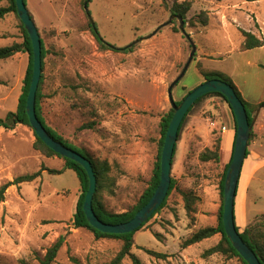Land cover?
Listing matches in <instances>:
<instances>
[{
    "label": "rangeland",
    "instance_id": "rangeland-1",
    "mask_svg": "<svg viewBox=\"0 0 264 264\" xmlns=\"http://www.w3.org/2000/svg\"><path fill=\"white\" fill-rule=\"evenodd\" d=\"M24 2L47 52L41 72V116L72 145L110 165L100 194L107 212L131 211L147 189L157 162L160 123L171 110L167 89L191 52L176 18L163 26L175 8L189 7L182 17L183 28L195 53L172 90L173 100L181 101L205 81L197 69L200 65L204 71L226 74L244 101L260 105L255 124L259 121L264 127V47L244 50L240 32L264 37V0H90L87 7L98 34L114 50L97 45L80 0ZM7 6V0H0V7ZM201 17L207 18V26H202ZM140 39L144 40L128 47ZM22 42L19 22L9 13L0 20V47ZM126 47L131 52L117 51ZM27 66L26 53L0 62V118L16 110ZM219 101L205 99L187 118L172 159L175 189L165 206L134 235L132 253L141 264H241L237 258L219 255L203 258V252L218 242L216 237L181 247L195 231V223L186 217L179 191L204 190L205 204L211 200L220 207L218 185L230 154L221 152L217 164L199 160V154L218 138L209 121L217 119L216 111L221 114ZM90 123H95L96 131L80 129ZM33 142V131L27 126L0 129V186L41 166L63 167L59 158H42L33 150ZM262 142L261 147H248L240 174L234 205L240 232L264 216V162L257 157V153L264 155ZM79 196V182L71 170L60 175L43 171L35 182L8 189L0 204V264L21 260L39 264L37 259L60 236L65 242L53 264L110 262L121 248L119 240L96 239L90 231L72 225ZM201 203L200 198L196 211ZM205 204L206 216L200 217L196 230L216 223L211 216L215 207L208 203L205 208ZM144 249L164 258L148 255ZM123 264L132 263L126 258Z\"/></svg>",
    "mask_w": 264,
    "mask_h": 264
},
{
    "label": "trees",
    "instance_id": "trees-1",
    "mask_svg": "<svg viewBox=\"0 0 264 264\" xmlns=\"http://www.w3.org/2000/svg\"><path fill=\"white\" fill-rule=\"evenodd\" d=\"M87 0H80L82 6H84L85 2ZM174 3L178 2L179 0H172ZM246 2H255L258 0H245ZM8 6L7 7H0V20H2L7 14L9 13H14L18 22H19V28L20 31L23 34V42L22 43H13L10 46L6 47H0V62L1 61H6L10 58H12L14 55L18 53H26L28 55V66L26 69L25 77L23 80V87H22V93L21 96L19 97L17 108L14 112H8L4 118H0V129H3L5 131H12L16 126L18 125H23L27 126L30 128L28 118L25 112V106H26V98L31 82V77H32V46L30 39L17 15L16 12V6H15V0H7ZM180 8V7H179ZM84 9V7H83ZM172 11L174 16H180L181 18L185 16L186 11L189 9V7L185 8L183 11L176 10ZM85 12V11H84ZM90 14V13H89ZM86 17L88 18V15L85 13ZM31 17V16H30ZM32 19V17H31ZM183 19V18H182ZM202 26H207V18H200ZM87 29L93 36L95 42L97 45L104 50H114L113 47H111L109 44L104 43L102 39L100 38L96 25L93 24L89 21L87 22ZM242 38H243V49L244 50H251V49H256V48H262L264 47V37L263 38H257L253 34L245 31H240ZM117 51H122L124 53H129L131 52V49L126 47L123 49H117ZM47 52L45 51L43 47V42L41 40V58H42V63L41 67L43 70V60L46 57ZM198 71L199 74L204 78V80H221L228 85H230L241 102L243 103L249 123H251L254 114L257 113L258 109L261 107L260 105H253L245 102L240 93L238 92L237 88L233 84L232 80L225 75L224 73H221L219 71H204L201 69V66L198 65ZM43 83V75L41 74L40 82L38 85V90L36 94V104H35V110H36V115L40 123L43 125L47 133L49 134L50 137H52L56 142L61 143L63 146L72 149L73 151L79 153L83 157L87 158L92 165L95 177H96V192L93 197V210L95 215L98 217L99 220H101L103 223L106 224H111V225H117V224H122L125 222H128L131 220L135 213L139 211L144 205H146L153 195L155 189L157 188L159 184V177H160V156H161V150L164 142V137L165 133L167 131L168 125L172 119V116L174 114V111L171 109L167 116L162 119L160 123V143H159V151H158V156H157V162L155 163V167L151 176V179L148 183L147 189L143 192L142 196L140 197L138 203L136 206L129 212L122 213V214H114V213H109L105 210L103 203L100 198V194L103 190V182L106 181L108 172L110 171V165L106 161H96L93 159L90 155L86 154L85 152H82L79 148L76 146L72 145L68 140L64 139L61 135H59L55 130L47 126L45 123L44 119L41 116V99H42V93H41V85ZM189 93V92H188ZM210 97H217L220 98L221 100L225 101V98L219 94V93H209L206 94L205 96L199 98L188 110L187 114L182 120V123L180 125L179 131H178V138H180V135L182 133V130L184 129L187 118L192 111L193 107L197 105L198 103L204 101L207 98ZM182 101V100H181ZM176 102V105H179L180 102ZM227 103V102H226ZM264 106V105H262ZM95 123H90L89 125H82L80 127L81 130L84 129H89V130H95ZM31 129V128H30ZM32 130V129H31ZM253 132L251 131L250 137H249V142H248V147L250 145V142L252 141L253 138ZM34 137V142L32 144V148L34 151L38 152L40 155L46 157V158H52V157H57L59 159H62L64 161V168L62 170H50L45 168L44 166H41L40 169L32 174H25L19 177L14 178L12 181H8L5 184L0 186V204L4 202V196L7 191V189L11 186H20L21 184L25 183H32L36 181L38 178H40L41 173L43 171L48 172L50 175H60L63 173L64 170H71L75 173L76 178L79 182L80 186V196L78 198L76 208H75V213L72 217V225L75 229H86L90 231L96 239L100 238H106V239H116L121 242V248L120 250L116 253L114 258L106 263V264H123L124 259L128 258L132 264H141V261L137 256H135L132 253V248L134 246V235L137 232H140L144 226L153 218L155 215L165 206L166 201L170 195V193L175 189V183L174 181L171 180L170 188L168 191V194L163 202V204L160 206V208L152 215L150 219H148L139 229L132 233L128 234H121V235H113V234H103L100 233L99 231L93 229L92 227L89 226L86 217L84 215V212L82 210L85 194L88 189V177L84 169L68 160L65 158L60 157L56 153H54L51 149H49L44 143H42L36 135L33 133ZM235 140V137H234ZM175 149L174 148V153L175 154ZM233 149H234V143L232 147V151L230 154L229 162L225 166V169L223 171V174L221 176V179L219 181V196H220V207L217 212V224L215 227H207L203 229H199L194 231L189 235V237L181 244V247L183 249H186L190 246H193L195 244H198L204 240H207L209 238H212L215 235H220V240L216 245L213 247L205 250L203 252V258H209L211 256L219 255L228 259L231 258H237L241 264H247L244 262V260L238 255V253L234 250L232 247V244L226 237L223 229V224H222V212H223V186L225 182V176H226V171L231 163L232 160V155H233ZM220 139L217 138L216 141H214V144L211 149L206 148L202 153L199 154V160L202 163H215L217 164L220 160ZM249 155V152L247 150L246 152V157ZM173 159V158H172ZM238 190V189H237ZM179 194L181 196V200L184 204V211L186 213V217L191 223L196 222V217L195 215L197 214L196 211V203L199 201V197L197 196V193L193 189H188V190H181L179 191ZM235 220V217H234ZM195 225V224H194ZM236 230L240 233V237L243 240V242L249 247V249L256 255L258 260L260 261L261 264H264V216H260L255 222L252 224H249L245 227L243 232L239 231V228L236 226ZM65 242V238L63 236H60L52 245L49 247L44 256L42 258H38V263L39 264H53L59 250L62 248L63 244ZM144 251L148 255H152L156 258H164L163 255H159L157 253H154L150 250L144 249ZM19 264H28L26 261L21 260L19 261Z\"/></svg>",
    "mask_w": 264,
    "mask_h": 264
},
{
    "label": "water",
    "instance_id": "water-1",
    "mask_svg": "<svg viewBox=\"0 0 264 264\" xmlns=\"http://www.w3.org/2000/svg\"><path fill=\"white\" fill-rule=\"evenodd\" d=\"M87 0L84 4V11L88 15L89 21L93 24L91 15L88 10ZM17 15L30 39L32 46V77L26 98L25 112L28 118L30 128L36 137L44 143L49 149L62 158L68 159L78 165H80L87 174L88 177V189L85 194L82 210L86 217V220L90 227L103 234L121 235L128 234L139 229L163 204L171 184V166L174 148L178 138V131L182 123L183 118L187 114L190 107L201 97L209 93L221 94L234 116L236 131L234 140V149L231 163L226 171L225 182L223 186V212H222V224L226 237L232 244L234 250L247 264H261L256 255L249 249V247L243 242L240 237V233L236 230L234 220V205L237 196L238 183L240 179L241 170L244 160L246 158V152L248 149V142L250 133L255 124L256 115L253 117L251 123H249L246 109L235 93L234 89L227 83L213 79L206 80L201 85L190 91L180 102L176 105V102L172 98V90L178 81L184 76L187 68L189 67L193 55L195 53V46L189 35L185 33L183 28V19L180 16H171L170 20L163 26L168 25L173 18H176L179 22V30L188 40L191 46V52L189 58L184 65L180 75L169 85L167 89V97L171 109L174 111L172 119L168 125L165 133L164 142L160 156V177L159 184L155 189L153 195L149 199L148 203L144 205L139 211H137L134 217L128 222L111 225L103 223L95 215L93 210V197L96 192V177L91 165V162L80 155L79 153L63 146L61 143L56 142L49 136L43 125L37 118L35 104L38 85L42 72V58H41V38L30 14L26 8L24 0H15ZM135 41L128 47H132L136 43Z\"/></svg>",
    "mask_w": 264,
    "mask_h": 264
},
{
    "label": "crops",
    "instance_id": "crops-1",
    "mask_svg": "<svg viewBox=\"0 0 264 264\" xmlns=\"http://www.w3.org/2000/svg\"><path fill=\"white\" fill-rule=\"evenodd\" d=\"M220 72V71H219ZM222 73V72H221ZM226 75V74H225ZM229 77V76H228ZM230 78V77H229ZM231 79V78H230ZM233 82V81H232ZM234 84V83H233ZM239 92V91H238ZM240 93V92H239ZM241 95V93H240ZM242 97V95H241ZM210 98H217V97H210ZM210 98H207V99H210ZM220 99V98H219ZM243 99V98H242ZM220 104V110H221V114L216 111V113H214L215 116H217V119L216 120H213V121H209V125L211 127H213L214 129L213 130H216V134L218 136V138L220 139V149H221V152H227L229 154H231V151H232V147H233V143H234V137H235V131H236V124H235V120H234V116L232 114V111L231 109L229 108L228 104L221 100L219 101ZM246 102V101H245ZM255 105V104H254ZM219 121V122H218ZM258 121V120H257ZM219 123V125H218ZM252 132H253V138H252V141L250 142V146L249 147H252L254 149V145L257 147V146H262L263 142L262 140L264 139V127L262 125V122L259 123L256 122V124L253 126V129H252ZM211 141V140H210ZM212 147H210L209 149H211ZM255 151V150H254ZM220 152V153H221ZM42 158H46L44 156L41 155ZM257 157L260 161L264 162V155L263 154H258L257 153ZM53 158H57V157H52V158H46V159H53ZM57 160V159H56ZM62 160V159H60ZM64 162V161H63ZM46 168V167H45ZM64 168V165L63 167H61V169L59 170H62ZM48 169V168H47ZM66 171H69V170H64L63 173H65ZM62 173V174H63ZM12 181V180H11ZM35 182V181H34ZM33 183V182H32ZM25 184H29V183H25ZM23 184H21L20 186H22ZM20 186H11L9 187L8 189L10 188H19ZM22 188V187H21ZM7 189V190H8ZM197 192V196L199 197V199L201 198V202L205 204L204 201H206L205 199L207 198L206 197V193H204V190H195ZM202 203L199 205V211H197V214L195 215L196 217V222H195V225H194V229L196 231L197 229V225L199 224V219L201 216H206L205 213L202 212ZM210 203V204H213V206L215 207V210L213 213V215L211 216H215V225L217 224V212L219 210V207L215 204V202L211 201V200H208L205 204V208H206V205ZM215 225H213L212 227H215ZM211 227V226H210ZM218 235H215L213 237H216L218 239V241L220 240V235H219V238L217 237ZM210 239V238H209ZM208 240V239H207ZM205 241V240H204ZM203 242V241H202ZM201 243V242H200ZM218 243V242H217ZM216 243V244H217ZM199 244V243H198ZM198 244H195L193 246H196ZM215 244V245H216ZM193 246H190V247H193ZM213 247V246H212ZM211 248V247H210ZM187 249V248H186ZM212 257V256H211Z\"/></svg>",
    "mask_w": 264,
    "mask_h": 264
}]
</instances>
